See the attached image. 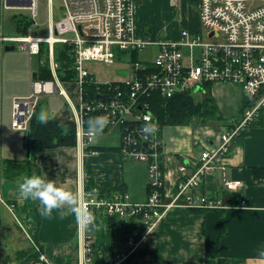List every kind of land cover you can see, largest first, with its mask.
I'll return each instance as SVG.
<instances>
[{
	"label": "built area",
	"instance_id": "built-area-1",
	"mask_svg": "<svg viewBox=\"0 0 264 264\" xmlns=\"http://www.w3.org/2000/svg\"><path fill=\"white\" fill-rule=\"evenodd\" d=\"M39 1L0 0V13L3 8L13 7L31 12L27 30L22 35H0V55L5 44L20 42L21 47L34 55L41 52L42 43H47L54 76L53 80L47 81L32 77L31 93L13 98L12 127L27 130L41 93L59 91L73 102L57 76L54 59L56 42L71 43L77 73L74 80V94L78 101L75 107L76 138L82 154L88 145L94 144L95 139L86 134V116L97 111L109 117V126H124L122 158L143 161L148 166L149 193L145 202H132L126 192L101 194L95 185L82 190L83 207L89 211L104 210L109 217L139 216L145 232L163 212L176 206L190 209L226 208L227 203L223 198L201 194L196 190L211 170L218 167L225 170L223 161L241 133L250 126L264 125V0H200V23L207 30V40L202 34L190 33L185 28L181 29L178 40L137 38L133 0H64L65 9L58 19L53 18V0H46L48 35L41 37L34 33L39 26ZM254 1L262 3L253 7L248 5ZM150 46L156 49L152 61L133 62V73L128 78L101 81L93 76L87 66L89 61L113 64L119 57L117 51L145 50ZM88 80L107 84V90L99 94L108 95V99L101 98L99 94L96 98L84 99L83 86ZM121 83H125L126 88ZM214 83L240 84L247 100L226 129L212 131V141L205 144L200 163L195 169L188 171L184 163L179 164L176 191L172 196H166L163 130L148 111L150 103L147 96L153 92H159L164 97L181 92H202L207 84ZM145 117L158 126L154 136L141 132ZM259 181L264 183V178ZM223 183L231 190L244 185L242 180L227 176ZM2 204H6L10 210L15 208V204L7 203L0 193V206ZM144 234L138 237V232L134 231L128 235L130 252L139 245ZM85 235L84 261L91 264L93 240L90 234ZM45 260L42 254L35 264H45Z\"/></svg>",
	"mask_w": 264,
	"mask_h": 264
},
{
	"label": "crops",
	"instance_id": "crops-1",
	"mask_svg": "<svg viewBox=\"0 0 264 264\" xmlns=\"http://www.w3.org/2000/svg\"><path fill=\"white\" fill-rule=\"evenodd\" d=\"M161 1L167 13L158 20V24L153 25L155 20L152 18L158 14L152 15L148 11L150 0H133L137 38H154L162 24L167 23L166 28L175 26L170 24L178 25L176 18L181 22L179 28H185L190 33H203L199 17L200 0ZM60 12L53 6L54 19L60 17ZM147 24L150 25L149 30L144 29ZM181 29L172 39L159 36L156 40H178ZM43 48L47 50L45 54H41ZM42 50L39 54H29L30 58L38 57L39 65L50 61L48 44L43 46L42 43ZM154 50L155 46L137 50V59L140 60V52L147 51L153 55ZM195 52H198V48ZM147 57L142 60L150 63L152 59ZM49 65L51 67L50 62ZM33 72L35 70L30 68V80ZM221 84L214 83L211 92L223 119H226L223 127L197 124L191 140L182 137L178 131L177 134L170 133L175 136L170 139L171 130L166 133L168 126L163 129L166 196H172L176 191L179 164L184 163L188 171L195 169L200 163L205 144L212 141V131L226 129L246 102L240 94L217 89ZM198 93L204 95L206 91ZM27 95L22 93L16 96ZM227 96L234 102L229 101ZM224 99H228V102H224ZM70 104L71 107L53 116L54 120L75 121L77 105L74 102ZM214 122L221 124L222 120ZM176 126L169 125L171 129L178 128ZM22 139L25 148L24 136ZM94 144L118 146L120 143ZM120 152L117 149H100L96 152L85 150L82 154L78 144L40 148L36 150L32 162L33 173L53 180L57 186L78 191L80 195L83 189L97 185L107 191V195L126 192L132 202H145L149 182L147 163L123 159ZM23 158H27L26 149L25 156L18 155L11 159L21 161ZM135 161L145 163L146 167ZM223 163L225 170L220 167L211 170L196 191L223 198L227 203L226 208H170L145 232L132 252L128 248L127 233L113 224L104 210L91 211L96 217V226L88 230L81 228L74 215L66 210L54 211L50 217H42L38 211L39 203L23 198L19 193V184L27 175L22 174L15 180L0 177L1 195L7 203L15 204L14 210H10L6 204L0 206V264H35L42 254L46 259L45 264H85V234H90L93 240L91 264H118L130 254L138 264H204L207 257L224 258V264H264V183L254 177V169L264 167V125H253L241 133L234 140L231 152ZM138 169L141 171L138 172ZM225 176L242 180L244 185L237 190L227 189L223 183ZM246 208L249 210L246 211ZM35 252L39 255L37 260Z\"/></svg>",
	"mask_w": 264,
	"mask_h": 264
},
{
	"label": "rangeland",
	"instance_id": "rangeland-1",
	"mask_svg": "<svg viewBox=\"0 0 264 264\" xmlns=\"http://www.w3.org/2000/svg\"><path fill=\"white\" fill-rule=\"evenodd\" d=\"M46 0H40L38 5V16L37 20L39 26L35 28V32L39 36H47L48 35V20L46 19ZM148 4V11L151 14L157 13L158 16L155 18L153 17L152 22L153 25L158 24V20L163 18V15L167 13V10L163 8V3L161 0L157 2H153L150 0ZM261 1H254L249 2L248 5L253 7L261 4ZM53 6L62 13L65 9L63 0H53ZM0 35H8V36H19L22 35L23 32L19 29V20H29L31 18V12L28 9L24 8H3L2 12L0 13ZM178 21V25L170 24L175 26H170L166 28L165 25L167 23L162 24L160 30H157V33L154 35V38L145 37L144 39H159L160 37L172 39L181 29L179 25H181L180 19L176 18ZM150 27L149 24L145 25L144 29ZM165 28V30H163ZM202 35L205 40H207V30H202ZM166 33V34H165ZM210 37H208L209 39ZM161 39V38H160ZM197 50V49H196ZM156 52V49L154 50ZM0 57V160L14 158L20 156H25V148L23 146V136L24 131L15 129L11 125L12 121V102L13 98L16 97L18 94H30L31 93V80H30V68H33L37 71L39 66L38 57L34 56L30 58L29 53L27 50H24L20 46V42H16V49L15 50H7L4 49L1 52ZM145 56H148V59H153L154 55H150L149 52L144 51L139 53V59L142 60ZM143 61V60H142ZM88 68L91 72L95 75L98 80L106 81V80H119L121 78H128L133 73L132 69V62H131V51L121 53V58L116 60L113 64H104L102 62H95L89 61L87 63ZM118 74V75H116ZM60 80V79H59ZM59 89L61 86L59 85L58 81L54 80ZM61 81V80H60ZM62 86L66 89L67 93L71 96L73 102L78 106L77 96L74 94L76 89V84L74 81H61ZM73 86V87H72ZM227 89L230 90L232 93L243 94V89L240 84H230V83H222L218 86L217 89ZM41 97L39 99V106L38 110L45 109L49 116L53 117L58 114L61 110L67 109V107H71L70 100L59 91L56 93H41ZM232 95V94H231ZM202 94L197 93L196 98L201 99ZM228 97V96H227ZM233 97V96H231ZM244 97V96H243ZM234 98V97H233ZM245 101L247 100L246 97ZM229 101L231 98L228 97ZM228 99H224V102H228ZM238 101V100H237ZM236 102V101H235ZM230 103V102H229ZM244 104V103H243ZM47 108L49 110H47ZM226 119H222V123L210 121L208 125L212 127H216L220 125L223 127L225 125ZM197 124L203 123H192L189 125H178V128L167 127L165 132L171 130L169 132L170 139H173L175 136L171 135L170 133H178L182 137L188 138L191 140L192 136L195 133ZM205 125V124H204ZM202 127V125H201ZM207 127V126H206ZM251 127V126H250ZM248 127V128H250ZM119 126H109L107 130H103V132L95 137L94 143L100 144H118L121 142V132ZM247 128V129H248ZM205 129V128H202ZM225 129V127H224ZM178 131V132H177ZM164 138V137H163ZM166 138V135H165ZM165 140V139H164ZM165 142V141H164ZM129 162V161H127ZM137 162V161H135ZM142 164L146 167V164L143 162H137ZM141 170L138 169V172ZM1 176V175H0ZM2 178H4L2 176ZM146 199V196L143 200ZM15 218L14 214L12 215ZM8 219V218H7ZM2 242V237H1ZM26 244V240H24Z\"/></svg>",
	"mask_w": 264,
	"mask_h": 264
},
{
	"label": "trees",
	"instance_id": "trees-1",
	"mask_svg": "<svg viewBox=\"0 0 264 264\" xmlns=\"http://www.w3.org/2000/svg\"><path fill=\"white\" fill-rule=\"evenodd\" d=\"M29 21L19 20V29L24 33L27 30ZM47 43H43V46ZM42 50V49H41ZM47 50L43 48L41 54H45ZM121 51H117V55L121 57ZM75 51L74 46L71 43L56 42L54 44V59L57 63L56 73L61 81H74L77 77L75 69ZM137 59L136 51H131V62H135ZM37 77V80L47 81L53 80V72L49 65V60L39 65L38 71L33 72V76ZM114 84H119L115 82ZM126 88L125 83H121ZM212 84H207L204 88L206 93L201 99L196 98L198 92H181L176 93L172 97H164L159 92H153L147 96L150 106L148 111L153 115L154 120L157 122L161 131L169 125H189L192 123H208L212 121H220L223 116L220 112L215 97L211 92ZM107 90V84L91 83L89 80L84 83L83 92L84 99L96 98L101 91ZM39 103L33 113L27 130L24 131V145L26 146L27 132L30 133L31 141V158H23L21 161H15L11 158L0 160V177L8 179H19L22 174L30 177L33 174L34 167L32 162L35 158V152L40 148H55L60 146H75L77 145L76 138V122L74 120H52L50 119L47 124H41L37 121ZM102 115L100 112H92L86 116V120L90 117ZM63 123L67 125V134H64L59 125ZM87 125V124H86ZM109 125L104 130H107ZM121 132V142L116 145H97L92 144L86 147L87 151L110 149V150H122V136L124 133V126L119 125ZM163 133L161 132V135ZM121 153V152H120ZM254 177L261 179L264 177V167L254 169ZM100 193H107L103 188H99ZM149 193V182H148ZM109 219L113 224L123 229L124 233L128 235L134 231L138 232V237L142 236L145 232V228L142 227V221L139 216H133L130 218H121L119 216H110ZM35 259L37 260L39 255L35 252ZM35 260V261H36ZM224 258L218 257L216 259L209 258L205 260L204 264H224ZM118 264H138L133 260L131 254L126 256Z\"/></svg>",
	"mask_w": 264,
	"mask_h": 264
},
{
	"label": "clouds",
	"instance_id": "clouds-1",
	"mask_svg": "<svg viewBox=\"0 0 264 264\" xmlns=\"http://www.w3.org/2000/svg\"><path fill=\"white\" fill-rule=\"evenodd\" d=\"M54 117L49 116L45 109H41L37 116V121L41 124H47ZM109 123L107 115L90 117L87 121V135L90 138L99 136ZM59 127L64 134H67V125L61 123ZM158 131V126L153 123L149 117H145V124L141 132L146 136H154ZM19 193L23 198L31 199L39 203L38 209L42 217H50L54 211L66 210L74 215L78 225L88 230L95 228V215L86 210L81 203L80 193L70 191L50 179H45L40 175L33 173L30 177H25L19 184ZM246 211L249 209H245Z\"/></svg>",
	"mask_w": 264,
	"mask_h": 264
},
{
	"label": "water",
	"instance_id": "water-1",
	"mask_svg": "<svg viewBox=\"0 0 264 264\" xmlns=\"http://www.w3.org/2000/svg\"><path fill=\"white\" fill-rule=\"evenodd\" d=\"M3 49L5 51L7 50H15L16 49V44H5ZM34 80H37V77L34 75L33 76ZM199 88H197V91H198ZM101 98H104V99H108V95H105V96H102L101 94H99ZM26 157L27 158H31V155H32V152H31V141H30V133L29 131L27 132V136H26Z\"/></svg>",
	"mask_w": 264,
	"mask_h": 264
}]
</instances>
